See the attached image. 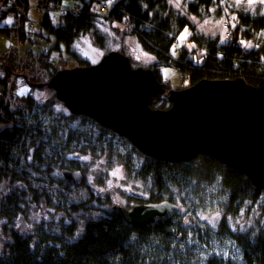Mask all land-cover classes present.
Returning <instances> with one entry per match:
<instances>
[{
  "label": "rangeland",
  "instance_id": "rangeland-1",
  "mask_svg": "<svg viewBox=\"0 0 264 264\" xmlns=\"http://www.w3.org/2000/svg\"><path fill=\"white\" fill-rule=\"evenodd\" d=\"M38 1L29 0L31 5H35ZM185 1L171 0L173 7L177 10H182ZM105 2L112 6L114 0L111 4L109 0ZM257 3L249 5L247 0H241V3L237 4L236 0H226L219 5L218 9H213V14L209 17L204 19L190 17V21L197 32L215 37L219 43H225L233 33L232 27L236 23L235 9H241V7L246 9ZM262 8L264 10V5ZM51 12H55L56 15L48 16V18L56 20V27H58L62 19L61 11ZM11 17L8 15L0 19V27L8 23ZM43 18V11L29 10V19L36 23L34 29L44 31L43 34H38L36 39L42 40L48 47H53L51 55L56 59L60 56H70L73 61L69 65H62L65 68L77 66L76 56L67 52L64 42L59 41L61 50L55 47L58 40L54 32L42 28ZM105 26L106 29L101 26L96 30L93 27L88 32L82 31V36L72 42L77 58H81L85 64L90 65L98 62L101 57L96 61L92 55L88 54V51L95 52L96 47L107 50L105 53L117 49L134 54L131 59L133 68L146 67V64L153 61L151 52L142 47L136 36H130L124 42L119 35L111 40L107 35H111L114 27L116 30H122V27L116 22ZM185 29L189 34L182 41L181 34ZM37 30L33 32L36 33ZM91 31L92 38L95 39L88 40L87 34ZM177 34L176 41L180 48L174 43L170 51L178 57L182 49L191 50L195 44L191 39L189 24ZM131 38L135 41L133 42ZM38 40L36 44L40 45ZM4 41L16 43L9 35L0 31V44ZM249 43L251 47L255 45L254 42ZM158 67H160L162 78H166L165 81L170 88H184L192 83L191 77H182L180 69L178 70L173 64ZM48 79L49 76L40 81L45 83ZM23 92L25 94L28 92L27 105L32 109L29 110L28 107L26 114L15 117L24 118L32 126L29 133L24 134L19 143L12 148L13 163L9 164V169L13 173V179L17 178V181L13 180L15 183L13 186L20 187L19 191L27 189L29 194L25 203L21 201V208L25 207L22 211L28 215V217L24 215L28 227L27 230L22 231L18 224V213L22 211H10V204L6 205V209L1 208L0 226L3 227L0 229V253L12 241L13 229L23 238L28 236L31 243L35 245L40 244L41 238L45 236L62 237L66 242L75 240L89 221L96 220L105 214L98 206L101 202L102 207L105 208L104 200L90 198L93 193L98 195V188L108 190V187H111L110 198L113 203L119 205H125L135 198L132 192H139L141 198L147 200L157 188L152 180L138 173L136 167L144 160V154L142 155L136 148L133 149L132 144L125 137L119 134L114 135L112 130L101 126L87 115L70 114L64 104L55 98L51 88L23 87ZM4 125L5 123L0 121V126ZM66 164L84 169L85 184L71 187L61 185L59 180L62 179L61 169L67 166ZM114 171L117 172L115 176L112 175ZM182 182V185L173 186L161 194L163 197L169 192L171 200L180 204L181 207L180 210L165 215L171 220V226L166 229L168 231L164 233L154 231L140 235L138 231L132 230L128 239L129 246L133 245L132 254L138 255L142 264H205L210 256L242 264L240 243L231 233L220 232L221 228L218 226L223 208L222 202L227 195L226 189L221 184V176L216 175L213 179L205 181L184 178ZM3 183V186L2 184L0 186V194L7 197L11 192V183L9 180H4ZM30 188L34 189L33 192L42 195V198H33ZM5 202H7L6 198ZM17 203L20 204L18 200ZM28 203L39 204L43 208L42 212L31 208ZM240 203L236 212L227 215L225 227L237 234L248 232L252 226L264 227V190L258 199H244ZM7 211L10 214H7ZM217 213H219L218 218H216ZM5 226H11L12 231Z\"/></svg>",
  "mask_w": 264,
  "mask_h": 264
},
{
  "label": "trees",
  "instance_id": "trees-1",
  "mask_svg": "<svg viewBox=\"0 0 264 264\" xmlns=\"http://www.w3.org/2000/svg\"><path fill=\"white\" fill-rule=\"evenodd\" d=\"M41 1L39 0L35 5H31L29 0H27V21L22 33L23 43L20 47L24 44L25 39L30 41L31 46L35 45L38 40L34 37H28L29 29H34L36 24L32 19H29L28 11L32 9L42 12V10L40 11L36 8ZM55 1L59 4L62 0ZM75 1H77L75 2L77 5L83 8V10L81 9L82 14L78 18L71 16L67 12L61 14L60 17L62 19L58 27H51L49 18H46L45 25L51 31L53 30L52 32H54L57 40H62L65 43L67 52L76 56L78 65L85 64V62L81 58H77L72 42L82 36V31L88 32L93 27L96 30L101 26L106 29L105 25H111V22H116L122 27V30L117 29V31L114 27L111 35L107 36L114 40L119 35L122 42L130 38V36H136L142 47L150 51L154 57L153 61L146 64V67L153 69L156 78H158L166 91H169L170 86L165 81L166 78H162L159 65L173 64L178 70L180 69L182 77H191L192 83L201 80V78L233 79V77L241 76L251 85H264V10L261 5L262 10L260 12L242 7L241 9H235L236 23L235 27H232L233 33L225 43H219L215 37L197 32L190 21V17L195 19L209 17L213 14V9H218L219 5L226 0H186L182 10L175 9L171 0H114L112 6H109L105 0ZM72 5L70 3L67 7H62L66 9L73 8L74 6ZM16 14L14 9H2L0 11V19H3L6 15L12 16L11 23H4L0 27V31L9 35L14 43L16 39L8 33L7 28L11 26L13 17ZM28 21L32 23V26H28ZM187 24L191 26V39L195 46L188 51L182 49V52L177 57L170 51V48L174 43L180 48L178 41H176L177 33ZM90 34H87L88 40L95 39L92 38V31ZM96 34L98 33L96 32ZM240 41L254 42L255 45L246 47ZM256 45H259V47ZM94 49L104 50L96 47ZM49 50H52L50 46L44 49L39 47L37 52L30 48L26 49L23 56L26 57L29 54L38 56L37 70L44 71L48 76L59 70V68H65L62 65H69L73 61L70 56H60L59 59H56L50 55L52 51L49 54ZM92 52L88 51V54ZM1 70H4V67L0 66V72ZM27 71L29 70L24 69L20 72L25 73ZM4 75H0V87L6 83ZM35 82L38 83L39 80L33 77L26 80V83L31 85L32 89H34L33 83ZM169 104L167 94H163L152 99L151 107L165 109L169 107ZM27 106L29 110L32 109L29 105ZM3 112L4 114L0 116V121L5 123L3 127L0 126V186L1 184L3 186L4 180H9L11 192L7 197H3L0 194V210L1 208L6 209V205L10 204V211L16 212L25 210V207L21 208V201L25 203L29 194L27 189L19 191L20 187L13 186L15 184L13 180L17 181V178L13 179V173L9 169V164L13 163L11 153L12 148L19 143L21 137L29 133L32 125L28 124L22 117H15L16 115L23 116V114L14 113L9 107H3ZM103 129L108 130L107 128ZM112 134L114 133L112 132ZM131 146L135 149L133 145ZM143 157L144 160L136 168L139 174L152 180L154 186L157 187L149 197L151 201L171 200L169 192L163 197H161V194L163 191L170 190L173 186L182 185V179L184 178H188V180L195 178L196 180L205 181L220 175L221 184L226 189L227 194L222 202L223 208L221 209V218L218 222V226L221 228L220 232L224 234L231 233V235L236 237L242 248V264H264V227L252 226L244 234L232 233L228 227H225L227 215L236 212L242 200L258 199L263 192L262 189L251 184L245 175L235 172L216 158L214 159L207 155H199L194 160L183 162L159 161L146 155H143ZM59 180L62 186L69 184L68 180ZM29 190L33 198H42V195L33 192V188ZM5 198L7 202H5ZM17 200L20 204L17 203ZM19 213H23V211ZM7 214H10V212ZM170 226L171 220L165 215L142 228L128 225L121 217V214L118 215V218L114 216L107 221L103 220L99 223L91 221L84 235L69 248L66 259H62L56 254V259L49 256V254L39 258V254L35 253L32 247H29L31 244L30 239L19 236L18 232L11 226H5V228L9 227L11 231L13 229L11 233L13 239L0 253V264H142L140 263V257L132 254L133 245L132 247L129 246L130 242L128 239L132 230L138 231L140 235L154 231L164 233V231H168L166 229ZM2 227L1 225L0 229ZM205 264L236 263L210 256L206 259Z\"/></svg>",
  "mask_w": 264,
  "mask_h": 264
},
{
  "label": "water",
  "instance_id": "water-1",
  "mask_svg": "<svg viewBox=\"0 0 264 264\" xmlns=\"http://www.w3.org/2000/svg\"><path fill=\"white\" fill-rule=\"evenodd\" d=\"M133 55L113 49L92 65L59 68L46 86L70 114L89 116L144 155L183 162L205 154L264 189V85H251L240 76L201 78L166 91L152 68L131 66ZM163 94L169 107L152 108V99ZM62 175L74 186L84 180L80 170L67 166ZM114 208L135 228L181 209L168 199ZM18 215L23 230L28 225L24 214Z\"/></svg>",
  "mask_w": 264,
  "mask_h": 264
},
{
  "label": "built area",
  "instance_id": "built-area-1",
  "mask_svg": "<svg viewBox=\"0 0 264 264\" xmlns=\"http://www.w3.org/2000/svg\"><path fill=\"white\" fill-rule=\"evenodd\" d=\"M28 6L27 0H0V11L2 9H14L17 13L13 17V22L9 28L8 33L16 39V45L10 46L4 50H0V63L10 64L14 67L15 71L18 69H28L29 72L35 76H43L44 73L41 70H37L38 56H32L31 54L22 56L19 51L20 45L23 43L22 33L27 21L26 8ZM73 8H64L55 0H42L36 7L38 10L48 12L49 10H60L64 14L69 12L71 16L78 18L82 14L83 8L73 2ZM13 11V10H12ZM28 26H32V23L28 21ZM67 62V60H65ZM19 80L17 75L13 72L8 75L5 87L0 90V116L4 114L3 107H9L10 110L16 114H26L28 106L26 105L25 95L21 94L19 88Z\"/></svg>",
  "mask_w": 264,
  "mask_h": 264
},
{
  "label": "flooded vegetation",
  "instance_id": "flooded-vegetation-1",
  "mask_svg": "<svg viewBox=\"0 0 264 264\" xmlns=\"http://www.w3.org/2000/svg\"><path fill=\"white\" fill-rule=\"evenodd\" d=\"M37 88V87H34V89ZM39 88V87H38ZM42 88H48L47 86H42ZM51 88V87H49ZM81 158V157H80ZM67 167H70V168H73V169H78L80 170L82 173H83V179L85 178V171L84 169H81V167H78V166H73V165H70V164H66ZM69 182V186H74L72 185V183L68 180ZM82 184H85V179H84V183ZM81 184V185H82ZM99 191H98V195H95L94 193L90 196V198H96V200H99L100 198H102L104 200L103 204L105 206V208L102 207L101 205V202H99L98 206L102 209V211H104L105 214L99 216L98 218H96V220H92V222H102L103 220H108L110 218H113L114 216L118 218V215L120 214V212L118 210H116L114 208L115 205H119L118 203H113L110 196H111V193H112V189L111 187H108V190H103L101 188H98ZM132 195L135 196V198L131 199L129 203L125 204L124 206L126 207H130L131 204L133 203H145V202H152L151 200H149V198L146 200L142 199L141 198V194L138 192H132ZM32 202V201H31ZM29 204V203H28ZM97 205V203H95ZM31 206V208H34L36 211H39L40 213L42 212L41 209L42 206H40L39 204H29ZM26 217H28V215H26V213L24 212L23 213ZM25 217V219H26ZM91 221L88 222V224L90 223ZM87 223V222H86ZM88 224L85 226L86 228L88 227ZM28 227V226H27ZM27 227L25 229L21 230L22 231H25L27 230ZM86 228L83 229V231L81 232V235H79L75 240L73 241H70V242H66L65 239H63L62 237L58 238H54V237H48V236H45V238H41V242L40 244H33L31 243L29 247H32V249L34 250L35 253L39 254V258H42L41 256L43 255H46V254H49V256L51 257H55V254L60 256L62 259H66L67 258V253H68V250L70 247H72L73 243L74 242H77L79 238H81L85 231H86ZM28 240H29V237L27 236L26 237Z\"/></svg>",
  "mask_w": 264,
  "mask_h": 264
},
{
  "label": "crops",
  "instance_id": "crops-1",
  "mask_svg": "<svg viewBox=\"0 0 264 264\" xmlns=\"http://www.w3.org/2000/svg\"><path fill=\"white\" fill-rule=\"evenodd\" d=\"M73 2H77L75 0H62L61 2H59V4L61 6H65L67 7V5H70L73 4ZM53 10H49L48 12H44V21H43V25H42V28H46V29H49L47 25H45V21H46V18H48V16H55V12H51ZM54 11H57L54 10ZM29 12V11H28ZM61 14H63V12H61ZM29 15V13H28ZM8 15H6L5 17H7ZM49 21H50V24L52 25L51 27H56V20H54L53 18L50 19L49 18ZM30 31L27 33L28 34V37H34L35 39L37 38L38 34H43L44 31L43 30H40L38 31L37 28L36 29H29ZM33 30H37V32H33ZM51 31V29H49ZM53 31V30H52ZM57 39V38H56ZM39 41V44H35L33 46L30 45V41H28L27 39H25V42L24 44L20 47V52H21V55H25V51L26 49H32L34 51H39V47H41L42 49L46 48L47 45L45 43L42 42V40H38ZM59 41H62V40H58L55 44V47L57 49H60V46H59ZM63 42V41H62ZM7 44V45H6ZM6 45V46H5ZM12 43H9L8 41H4L3 43L0 44V49L4 50L5 48H8L9 46H11ZM53 48V47H51ZM132 49H135V47H132ZM61 50V49H60ZM63 51V50H62ZM50 50H49V54H50ZM105 53V50H100V49H95V52L93 51L91 54H89L90 56L92 55L94 60L98 61L100 57H102V54ZM95 54V55H94ZM51 55V54H50ZM2 72V71H1ZM0 75H3V73H1Z\"/></svg>",
  "mask_w": 264,
  "mask_h": 264
},
{
  "label": "bare ground",
  "instance_id": "bare-ground-1",
  "mask_svg": "<svg viewBox=\"0 0 264 264\" xmlns=\"http://www.w3.org/2000/svg\"><path fill=\"white\" fill-rule=\"evenodd\" d=\"M260 5L262 6V4H260V3H257L256 5H254V6H251V7H248V9H250L251 11L253 10V11H261L262 10V8L260 7ZM247 9V8H246ZM16 45V43L14 44V45H11V46H15ZM10 47V46H9ZM6 49V48H5ZM0 50H2V49H0ZM21 54V53H20ZM23 56V55H22ZM0 66H2V67H4V70H1L2 72H0V74L1 73H3V75H4V78L6 77V80H7V77H8V75H10V73H15L16 75H17V78H18V80H19V83H18V85H19V88H20V90L22 91L23 90V87H27V88H31L32 86L31 85H29L28 83H26V80L28 79V78H35V79H37V80H39V82L38 83H42L40 80L42 79V78H44V77H47L48 76V74L47 73H45L44 71H43V73H44V75L43 76H40V77H35V76H33L29 71H27V72H25V73H23V72H20L21 70H24V69H18V70H16L15 71V69H14V67H12L10 64H2V63H0ZM8 67L7 69L5 68V67ZM42 71V70H41ZM55 73V72H54ZM51 77V75H49V78ZM237 77H239V76H237ZM241 77V76H240ZM49 80V79H48ZM47 82V81H46ZM46 82L45 83H43V84H45L44 86H46ZM35 83H37V82H35ZM37 83V84H38ZM6 84V83H5ZM5 84L4 85H2L1 86V88H0V90H2L4 87H5ZM34 86V85H33ZM39 88H41V87H39ZM52 89V88H51ZM23 94L25 95V99H26V105H27V97H28V92L25 94L24 92H23ZM56 98V97H55ZM134 146V145H133ZM135 147V146H134ZM136 148V147H135ZM137 149V148H136ZM138 150V149H137ZM138 151H140V150H138ZM141 152V151H140ZM143 154V153H142ZM205 155V154H204ZM147 156V155H146ZM220 162V161H219ZM224 164V163H223ZM225 165H227V164H225ZM228 166V165H227ZM230 167V166H229ZM231 168V167H230ZM233 169V168H232ZM234 170V169H233ZM62 171H63V168L61 169V173H62ZM235 171V170H234ZM236 172V171H235ZM238 172V171H237ZM241 173V172H240ZM242 174V173H241ZM244 175V174H243ZM246 176V175H245ZM247 177V176H246ZM62 179L64 180L65 178L63 177V175H62ZM248 179V178H247ZM66 180V179H65ZM248 181L249 182H251V180L250 179H248ZM83 182H84V180H83ZM82 182V183H83ZM81 183V184H82ZM251 184H253V182H251ZM78 185H80V184H78ZM254 185V184H253ZM255 186V185H254ZM256 187V186H255ZM258 188V187H257ZM259 189H261V188H259ZM262 190H264V189H262Z\"/></svg>",
  "mask_w": 264,
  "mask_h": 264
},
{
  "label": "snow or ice",
  "instance_id": "snow-or-ice-1",
  "mask_svg": "<svg viewBox=\"0 0 264 264\" xmlns=\"http://www.w3.org/2000/svg\"><path fill=\"white\" fill-rule=\"evenodd\" d=\"M112 2H113V0H109V3H110V4H111ZM236 2H237V4H239V3H241V0H236ZM257 2H259V3L262 4V5H264V0H247V3H248L249 5H252V4L257 3ZM8 23H11V20H9ZM233 27H235V25H233ZM188 34H189V33H188V30L185 29L184 33L181 34V40L183 41V40L186 38V36H187ZM240 43H241V44H244L246 47H251V46H252L251 43H249V42L240 41ZM256 46L259 47V45H256ZM21 94H23V90L21 91ZM29 159H31V157H29ZM85 159H87V157H85ZM112 175H114V176L117 175V172L114 171V172L112 173ZM218 217H219V213H217V217H216V218H218ZM216 218H214V219H216ZM205 219H206V217H205Z\"/></svg>",
  "mask_w": 264,
  "mask_h": 264
}]
</instances>
